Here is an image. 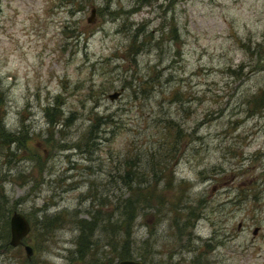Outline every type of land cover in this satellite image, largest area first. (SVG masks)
Here are the masks:
<instances>
[{"label": "rangeland", "instance_id": "obj_1", "mask_svg": "<svg viewBox=\"0 0 264 264\" xmlns=\"http://www.w3.org/2000/svg\"><path fill=\"white\" fill-rule=\"evenodd\" d=\"M74 1L0 0V264H116L101 230L74 253L76 219L131 180L128 259L264 264V0Z\"/></svg>", "mask_w": 264, "mask_h": 264}, {"label": "trees", "instance_id": "obj_2", "mask_svg": "<svg viewBox=\"0 0 264 264\" xmlns=\"http://www.w3.org/2000/svg\"><path fill=\"white\" fill-rule=\"evenodd\" d=\"M74 0H66L67 5L73 6L70 4H74ZM49 115V114H47ZM96 121L100 122L101 117L95 119ZM50 122H53L52 117L49 118ZM56 123V122H55ZM92 124L88 130L87 136H90L93 132ZM172 126L168 125L166 130L172 131ZM182 137L181 130L178 128L176 131V136L174 137L172 144L170 145V149L168 152L173 154L175 152L174 147L177 145L179 138ZM135 181L131 180L129 183H126L129 194L126 197H122L118 200L115 204L116 208V217L112 220V213L110 212L108 216H97V210L95 213L91 215L89 219H76V224L80 229V233L76 239V248L75 254L84 257L86 250L91 247V240L90 234L94 235L97 230L104 231L105 236L109 237L111 241L119 242L121 241L122 250L117 253L118 259L130 258L132 255V251L130 250H123L124 244H128L129 238L132 237L131 229L133 228L134 220L136 218V213L138 212L139 208L143 207L145 201H151L150 197L154 193L151 188L146 187V192L141 190L140 185H134ZM148 199V200H147ZM95 232V233H94ZM97 236L96 234L94 235ZM120 244V246H121ZM108 245H110L108 243Z\"/></svg>", "mask_w": 264, "mask_h": 264}, {"label": "water", "instance_id": "obj_3", "mask_svg": "<svg viewBox=\"0 0 264 264\" xmlns=\"http://www.w3.org/2000/svg\"><path fill=\"white\" fill-rule=\"evenodd\" d=\"M96 15L95 7H92L90 10V15L87 17V22L91 23L94 21ZM120 95V91H113L108 95L110 100L115 99ZM10 224V238L8 244L11 246H17L23 244V238L30 232L31 226L27 218L19 212L14 211L9 220ZM257 232V227L253 229V234ZM25 253L27 257H30L33 253V248L28 244H23ZM116 264H143L139 260L134 259H121L118 260Z\"/></svg>", "mask_w": 264, "mask_h": 264}]
</instances>
